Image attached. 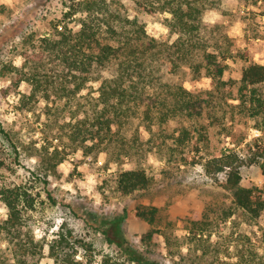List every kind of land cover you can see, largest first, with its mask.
<instances>
[{"label":"trees","instance_id":"16d2710c","mask_svg":"<svg viewBox=\"0 0 264 264\" xmlns=\"http://www.w3.org/2000/svg\"><path fill=\"white\" fill-rule=\"evenodd\" d=\"M129 1L143 13H168L164 19L167 36L149 34L137 15L118 8L117 0H73L52 31L29 40L21 66L1 67V72L6 68L12 73L6 92L26 82L21 107L29 110L44 99V125L61 129L73 150L106 151L116 161L132 160L114 180L116 190L124 194L151 184L142 163L148 155L154 153L179 165L187 162L184 155L193 148H205L202 155L191 156L190 163H198L210 182L230 194L228 214L238 212L244 222H254L264 211V184L243 185L242 169L257 165L264 175V140L256 138L249 153L242 155L236 148L238 142L212 147L210 131L217 125L226 130L224 137L233 135L227 122L242 113L256 121L264 136V64L246 58L237 76H228L226 60L243 54L235 51L219 23L203 19L207 4L214 0ZM15 31L11 29L10 36ZM173 34L176 38L171 41ZM182 68L210 77L212 87L194 90L163 80L165 73L175 74ZM92 80L100 81L97 95L80 100ZM2 131L15 159L21 148L38 152L30 173L44 183L65 159V146L38 148ZM33 188L29 183H0L5 209L0 218V264L38 263L44 244L32 227V211L40 194ZM137 210L149 224L156 222V206L138 205ZM155 232L148 231L147 239ZM46 245L54 264H166L122 241L117 242L118 253L99 255L90 241L63 227Z\"/></svg>","mask_w":264,"mask_h":264},{"label":"rangeland","instance_id":"374dc122","mask_svg":"<svg viewBox=\"0 0 264 264\" xmlns=\"http://www.w3.org/2000/svg\"><path fill=\"white\" fill-rule=\"evenodd\" d=\"M71 1L0 0V69L3 65L21 66L29 40L52 31ZM251 1L214 0L203 13L205 21L220 24L235 51L243 54L226 60L228 76L236 77L246 58L264 64V2L252 4ZM117 6L137 15L149 34L167 36L164 19L168 13L140 12L129 0H117ZM11 29L16 31L10 36ZM175 38V34L170 36L171 41ZM11 75L6 68L0 70V183H29L34 193H40L32 211L35 237L44 244L37 264H54L46 244L61 227L90 241L98 254L118 253L117 242L122 241L166 264H264V211L252 223L244 222L238 212L228 214L232 206L230 194L220 184L210 182L198 163H190L191 156L202 155L205 148L199 151L193 148L184 155L187 162L183 160L179 165L168 163L154 153L148 155L141 162L152 179L149 187L121 193L115 188V176L132 160L116 161L106 151L85 154L79 148L73 150L61 129L44 125L47 104L44 99L40 98L29 110L21 107L20 97L27 89L26 82L6 92ZM163 80L179 82L194 90L212 87L210 77L196 76L185 68L175 74L165 73ZM99 83V80L90 81L80 100L88 101L96 96ZM227 123L232 125L228 128L233 135L224 137L226 130L213 125L212 147L238 142L236 148L246 155L256 138L259 142L264 140L256 121L242 113L237 114L234 122ZM2 129L16 141L32 142L38 148L65 146V159L47 183L30 173L38 161V152L21 148L20 156L15 159ZM242 176L243 185L264 184V175L257 165L244 167ZM138 205L158 208L154 224L138 215ZM3 216L5 209L0 202V218ZM150 230L158 232L147 239Z\"/></svg>","mask_w":264,"mask_h":264},{"label":"built area","instance_id":"2783aa9c","mask_svg":"<svg viewBox=\"0 0 264 264\" xmlns=\"http://www.w3.org/2000/svg\"><path fill=\"white\" fill-rule=\"evenodd\" d=\"M255 131H256V134H259V130L258 129H255Z\"/></svg>","mask_w":264,"mask_h":264}]
</instances>
